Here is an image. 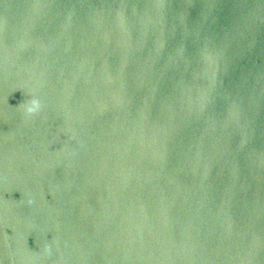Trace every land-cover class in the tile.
<instances>
[{
  "label": "water",
  "instance_id": "water-1",
  "mask_svg": "<svg viewBox=\"0 0 264 264\" xmlns=\"http://www.w3.org/2000/svg\"><path fill=\"white\" fill-rule=\"evenodd\" d=\"M0 264H264V0H0Z\"/></svg>",
  "mask_w": 264,
  "mask_h": 264
},
{
  "label": "clouds",
  "instance_id": "clouds-1",
  "mask_svg": "<svg viewBox=\"0 0 264 264\" xmlns=\"http://www.w3.org/2000/svg\"><path fill=\"white\" fill-rule=\"evenodd\" d=\"M42 105L39 99L30 100L24 107V112L27 117L36 115L41 111Z\"/></svg>",
  "mask_w": 264,
  "mask_h": 264
}]
</instances>
